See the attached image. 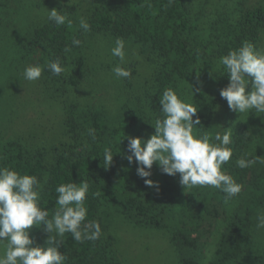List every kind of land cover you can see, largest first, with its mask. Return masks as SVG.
I'll use <instances>...</instances> for the list:
<instances>
[{
    "label": "trees",
    "instance_id": "trees-1",
    "mask_svg": "<svg viewBox=\"0 0 264 264\" xmlns=\"http://www.w3.org/2000/svg\"><path fill=\"white\" fill-rule=\"evenodd\" d=\"M50 1L0 0V45L10 41L14 47L8 48V72L21 75L34 56L39 64L59 58L66 69L56 76L45 68L36 84L44 101L62 109L63 119L57 112L55 118L59 120L52 137L42 139L33 125L5 131L0 134V166L35 175L41 181L40 206L49 210V218L57 207L58 185L89 181L86 221H98L102 235L96 241L83 243L76 242L70 233L58 237L62 240L60 251L67 255L65 264H121L115 237L101 215L102 209L113 202L135 224L168 232L180 264H202L205 248L222 223L224 229L209 264H264V236L255 231L256 217L264 212V165L241 169L235 163L241 157L264 158V117L255 111L240 116L229 108L220 91L230 81L218 64L221 56L239 48L245 40L264 48V0H234L231 8L224 3L212 4L211 11L207 10L210 0H175L171 6L168 0H101L85 10L81 2L60 3L63 7L57 9L68 11L71 26L57 27L47 17L42 20L37 15L30 19L31 9L42 8ZM80 17L90 24L89 32L80 29ZM98 35L136 41L151 59L156 58L159 66L157 91L146 96L147 103L136 113L123 116L116 124L102 108L85 106L68 97L71 87L78 85L82 77L79 65L85 72L90 70L82 55L86 40ZM73 38L82 44L72 46V51L65 54L63 49L71 46ZM3 51L0 46V75L4 71ZM198 67L208 72L202 84L207 94L193 119L199 117L201 124L196 127H204L201 131L213 137L217 131L232 128L233 156L223 169L243 187L227 202L220 189L196 187L178 208L184 191L180 174H164L154 163L147 179L157 182V186H146L137 174L139 164L126 158L131 153L125 137H135V133L154 126L161 117L159 98L163 90L188 80L200 79L201 83L203 78L192 76ZM1 82L2 78L0 91L7 86ZM17 125H23V121L19 119ZM89 129H95L94 140ZM106 147L114 157L107 168L103 165ZM49 235L37 227L32 238L36 245L44 246Z\"/></svg>",
    "mask_w": 264,
    "mask_h": 264
},
{
    "label": "clouds",
    "instance_id": "clouds-1",
    "mask_svg": "<svg viewBox=\"0 0 264 264\" xmlns=\"http://www.w3.org/2000/svg\"><path fill=\"white\" fill-rule=\"evenodd\" d=\"M175 0H168L171 6ZM71 3V0H70ZM47 18L57 27L73 23L68 11L47 8ZM79 27L87 33L90 24L84 17L79 19ZM82 41L73 38L71 46L63 51L68 54L72 46H80ZM126 42L117 37L111 48V55L118 58L119 63L111 71L116 78H128L131 70L123 67L126 59ZM229 78L227 87L221 89L220 96L225 99L231 110L240 114L255 111L264 117V48H257L250 41H243L241 46L231 49L219 58ZM47 68L53 75L59 76L65 67L59 58L45 61L44 64H32L23 71L26 81H36L41 78ZM249 85L251 90L249 91ZM191 90H194L191 85ZM161 117L153 123L155 134L150 139L139 137H125L128 139L127 155L131 163L135 160L139 167L137 174L146 186L156 187L157 182L147 179L152 175L150 169L158 163L162 173L175 176L180 174L179 183L184 189L210 186L220 189L226 194V202L242 191V185L231 175L227 174L223 166L232 156V128L217 131L214 137L208 132H202L196 116V104L188 102L178 90L168 87L163 90L159 98ZM195 129V131H194ZM88 134L94 140L95 129H89ZM110 148L104 149L103 165L110 167L113 163ZM236 166L244 169L264 165V158L241 157L236 160ZM147 169V170H146ZM47 182V176L44 183ZM43 190L41 181L35 175L21 174L8 166H0V245H4V252L0 255V264H65L67 255L60 251L62 240L58 239L70 233L76 242L96 241L102 235L98 221L87 220V194L90 183L83 179L79 183L68 182L58 185L55 201L57 207L49 218V210L40 206V195ZM257 229H264V212L256 217ZM42 227L49 237L44 246L36 245L30 235L33 226ZM55 233V235H53Z\"/></svg>",
    "mask_w": 264,
    "mask_h": 264
},
{
    "label": "rangeland",
    "instance_id": "rangeland-1",
    "mask_svg": "<svg viewBox=\"0 0 264 264\" xmlns=\"http://www.w3.org/2000/svg\"><path fill=\"white\" fill-rule=\"evenodd\" d=\"M97 1L100 2L101 0H71V3L81 2V7L85 10ZM233 2L234 0H210L207 10H212V4L220 3H224L231 8ZM60 3L71 4L70 0H51L42 8L35 7L31 9L30 19L37 15V17L44 20L47 17V8L51 10L63 7ZM115 39L116 37L111 35L93 36L89 37V40L87 38L86 46L83 49L85 54L82 55L87 58L86 64L90 70L85 72L82 65H79L82 77L80 76L78 85L71 87V92L68 94L69 100L77 99L82 105L102 108L114 124L120 121L123 116L136 113L135 110L138 107H143L147 103L146 96L157 91L155 79L159 69L155 57L151 59L143 52L136 41L127 39L125 40L126 59L122 66L130 69L132 76L116 78L111 69L119 61L110 52L114 46ZM4 45H6L5 48ZM0 46L4 49L2 53L4 58L2 68L4 71L0 78H2L1 83H7V86L0 91V134L5 131L24 129L27 125L28 127L33 125L42 139L46 140L52 137L54 124L59 120L55 118L56 113L58 112L59 117L63 119L62 109H57V105L48 100L44 101L45 99L40 94L38 85L36 86L37 80L35 81L36 83H31V81H25L24 83V70L20 72L21 75L15 74L12 76L11 74L14 73L8 72L10 68L7 59L10 58L8 55L11 52L8 48L13 47V45L10 41H5ZM34 57L35 59L27 63V66L37 64V56ZM207 75L208 72L205 69L198 67L192 76L203 78L201 83H198L200 79L197 82L196 80H188L186 83L172 88L178 90L179 93L187 98L188 102L196 104L197 108L200 109L203 104V98L207 94L204 90L206 86H203L207 80ZM191 85H193L194 90L199 89V91L193 92ZM248 90H251V85H249ZM200 101L201 103L199 104ZM19 119L23 121L24 126L17 125L16 127ZM8 125L9 128L7 130ZM155 131V126H152L151 129L147 128L135 133L134 136L147 140L155 134ZM44 142L48 143L47 141ZM195 188L184 189L178 201V208L188 200ZM101 215L105 217L104 219L109 225V232L115 237L113 242L115 241L114 246L119 250L121 264H180L176 247L171 241V235L168 232L135 224L124 214L117 202L105 206L101 211ZM222 226L223 223L218 227L205 248L202 264H209L212 259L216 243L224 229ZM36 229L37 226L35 225L31 228V237L34 236ZM255 231L256 234L264 236V229H259V231L256 229ZM4 250V245H0V255L3 254Z\"/></svg>",
    "mask_w": 264,
    "mask_h": 264
}]
</instances>
